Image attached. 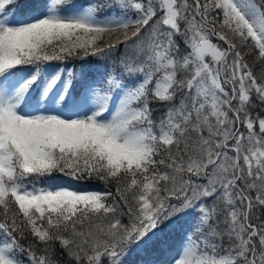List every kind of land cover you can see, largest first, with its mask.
I'll use <instances>...</instances> for the list:
<instances>
[{"label":"snow or ice","instance_id":"1","mask_svg":"<svg viewBox=\"0 0 264 264\" xmlns=\"http://www.w3.org/2000/svg\"><path fill=\"white\" fill-rule=\"evenodd\" d=\"M181 220L142 264H264V0H0V264H129Z\"/></svg>","mask_w":264,"mask_h":264},{"label":"trees","instance_id":"2","mask_svg":"<svg viewBox=\"0 0 264 264\" xmlns=\"http://www.w3.org/2000/svg\"><path fill=\"white\" fill-rule=\"evenodd\" d=\"M77 2L84 3L86 0H77ZM57 63V62H53ZM85 67L89 72L94 73L98 68L102 67V64L96 63L92 58H89V60L85 63ZM59 182V181H57ZM77 187L87 190V189H93L99 187V184L97 181H79L74 182ZM182 221H180L177 224L176 228L172 229H164L161 233L159 239L154 244L153 249L148 253H137L129 257V264H142V261L146 259L155 260L158 262H162L168 258V247L177 244V239L179 238V230ZM174 237V243H171L169 239L171 237ZM177 236V237H175Z\"/></svg>","mask_w":264,"mask_h":264},{"label":"rangeland","instance_id":"3","mask_svg":"<svg viewBox=\"0 0 264 264\" xmlns=\"http://www.w3.org/2000/svg\"><path fill=\"white\" fill-rule=\"evenodd\" d=\"M182 221V220H181ZM180 221L177 222V224L179 223ZM169 241H171V243H174V237L172 236Z\"/></svg>","mask_w":264,"mask_h":264}]
</instances>
